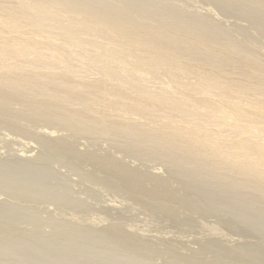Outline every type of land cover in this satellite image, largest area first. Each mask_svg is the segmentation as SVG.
Segmentation results:
<instances>
[{
	"label": "rangeland",
	"instance_id": "rangeland-1",
	"mask_svg": "<svg viewBox=\"0 0 264 264\" xmlns=\"http://www.w3.org/2000/svg\"><path fill=\"white\" fill-rule=\"evenodd\" d=\"M98 1L121 2L130 16L149 10L163 25L197 18V30L214 25L264 56V0ZM5 107L0 101V264H264V194L243 188L240 176L178 149L156 152L158 142L133 147L99 122L81 131L69 118L41 119L42 107Z\"/></svg>",
	"mask_w": 264,
	"mask_h": 264
},
{
	"label": "bare ground",
	"instance_id": "bare-ground-1",
	"mask_svg": "<svg viewBox=\"0 0 264 264\" xmlns=\"http://www.w3.org/2000/svg\"><path fill=\"white\" fill-rule=\"evenodd\" d=\"M84 1L0 0L4 107H42L41 119L81 131L100 123L133 147L158 142L156 152L178 149L264 194V56L214 25L197 30V18L163 25L149 10Z\"/></svg>",
	"mask_w": 264,
	"mask_h": 264
}]
</instances>
